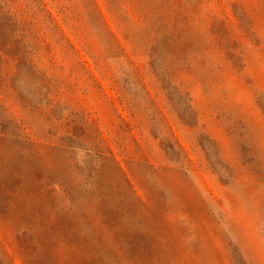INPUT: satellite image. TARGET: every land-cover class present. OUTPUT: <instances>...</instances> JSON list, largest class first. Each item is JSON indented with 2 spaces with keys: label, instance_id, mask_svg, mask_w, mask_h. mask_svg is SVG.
I'll return each instance as SVG.
<instances>
[{
  "label": "rangeland",
  "instance_id": "rangeland-1",
  "mask_svg": "<svg viewBox=\"0 0 264 264\" xmlns=\"http://www.w3.org/2000/svg\"><path fill=\"white\" fill-rule=\"evenodd\" d=\"M0 7V264H264L263 0Z\"/></svg>",
  "mask_w": 264,
  "mask_h": 264
},
{
  "label": "trees",
  "instance_id": "trees-1",
  "mask_svg": "<svg viewBox=\"0 0 264 264\" xmlns=\"http://www.w3.org/2000/svg\"><path fill=\"white\" fill-rule=\"evenodd\" d=\"M263 1H264V0H263ZM170 4H171V3H170ZM167 11L170 12L169 9H167ZM234 14H235V12H234ZM235 17H237L236 14H235ZM0 18H1L2 22L4 23V25H7L8 30H9L10 32H12V33L15 34V33H16L15 30H13V28H12V27L15 25V23H13V21L11 20V18H8V17H7V13H6V11H5V10H2L1 7H0ZM227 19H228V18H227ZM228 24H229V26H231V28H232V24H231V23H228ZM166 26H167V25H166ZM169 40H170V42H178V41H180V39L175 40V39L172 38V37H170ZM233 57H234L235 60L238 59L237 56H235V55H233Z\"/></svg>",
  "mask_w": 264,
  "mask_h": 264
}]
</instances>
